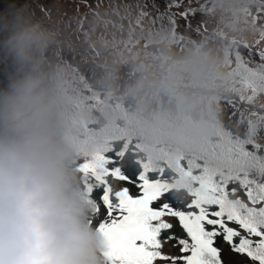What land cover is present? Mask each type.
<instances>
[{
	"label": "trees",
	"instance_id": "16d2710c",
	"mask_svg": "<svg viewBox=\"0 0 264 264\" xmlns=\"http://www.w3.org/2000/svg\"><path fill=\"white\" fill-rule=\"evenodd\" d=\"M173 2L0 0V15L22 9L53 37L36 71L62 101L82 187L85 164L124 153L132 180L140 168L184 175L187 190L212 178L243 198L240 183L264 185V0ZM189 6L191 23L154 22ZM16 71L0 53V88Z\"/></svg>",
	"mask_w": 264,
	"mask_h": 264
},
{
	"label": "clouds",
	"instance_id": "9594fccd",
	"mask_svg": "<svg viewBox=\"0 0 264 264\" xmlns=\"http://www.w3.org/2000/svg\"><path fill=\"white\" fill-rule=\"evenodd\" d=\"M52 40L22 9L0 15V53L17 69L0 88V264H105L62 101L36 71Z\"/></svg>",
	"mask_w": 264,
	"mask_h": 264
},
{
	"label": "snow or ice",
	"instance_id": "6c2138e0",
	"mask_svg": "<svg viewBox=\"0 0 264 264\" xmlns=\"http://www.w3.org/2000/svg\"><path fill=\"white\" fill-rule=\"evenodd\" d=\"M182 3L174 0L171 7L179 9ZM195 12L189 6L177 13H157L154 22L160 26L179 20L191 23ZM116 164V158L104 157L80 169L89 221L101 206L107 213V219L96 227L103 240L105 264H264V185L240 183L241 198L235 187L229 189L212 178L200 180L188 190V210H181L163 200L169 195L183 202L160 174L140 168L132 180L121 167H109ZM109 178L132 183L138 194L131 195L128 187L114 189ZM94 191L100 192L99 197ZM177 225L184 236L172 231ZM173 241L178 256L164 251ZM220 241L232 256L243 259L225 261L224 249L217 246Z\"/></svg>",
	"mask_w": 264,
	"mask_h": 264
},
{
	"label": "rangeland",
	"instance_id": "374dc122",
	"mask_svg": "<svg viewBox=\"0 0 264 264\" xmlns=\"http://www.w3.org/2000/svg\"><path fill=\"white\" fill-rule=\"evenodd\" d=\"M123 156H124V153L118 156V166L121 168L126 167L129 163V160L127 159V157L125 158ZM162 177L172 184L173 188L176 190L174 194L182 197L183 202H176L175 200H171V196H169V195H166L163 198V200H165V201L170 200L172 203V206L176 209L188 210L185 208V204L190 201V197H188V192H183V191L181 192L179 190V188L183 186L185 176L181 175V174H179L177 177L176 176H169V175H165L163 172ZM128 185H130V183H128ZM113 186H114V189L126 187V185L123 182H117L115 180H114ZM130 186H131L130 187L131 188L130 194L133 196H136L138 194L137 188L134 185H130ZM106 219H107V213L103 209V207L101 206L100 212L93 217V219L91 220V223H92L93 227L96 228L102 221H105ZM172 222L174 224L176 223L174 220ZM219 244H220L219 247H222L224 249L222 254L227 259V261L230 259H232V260H242L243 259L242 257L232 256L228 251L227 245H224L222 241H220ZM164 251L166 253L171 254V255H177L178 256L180 254L179 248L173 247V243H169V244L165 245Z\"/></svg>",
	"mask_w": 264,
	"mask_h": 264
}]
</instances>
